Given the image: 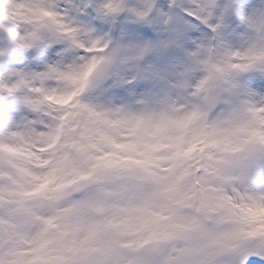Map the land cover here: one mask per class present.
Listing matches in <instances>:
<instances>
[{
	"label": "clouds",
	"instance_id": "clouds-1",
	"mask_svg": "<svg viewBox=\"0 0 264 264\" xmlns=\"http://www.w3.org/2000/svg\"><path fill=\"white\" fill-rule=\"evenodd\" d=\"M45 180L0 216L99 204L86 264H264V0H0V187ZM40 227L0 257L39 264Z\"/></svg>",
	"mask_w": 264,
	"mask_h": 264
},
{
	"label": "snow or ice",
	"instance_id": "snow-or-ice-1",
	"mask_svg": "<svg viewBox=\"0 0 264 264\" xmlns=\"http://www.w3.org/2000/svg\"><path fill=\"white\" fill-rule=\"evenodd\" d=\"M9 151H15V149H9ZM48 182L45 180L44 183L37 187L22 193H18L16 189H4L0 187V205L5 203L13 195H22L27 200L35 199L43 194V190L46 188ZM5 191L7 195H5ZM14 202L17 204L16 218L5 219L0 216V236L16 234L24 221L38 222L41 226L40 231L30 243L38 244L33 251L38 253L35 256V261L39 262V264H69V262L77 257L78 264H86L90 251L97 250L91 248V245L96 241H99L101 244L104 260L107 262L110 259L111 250L103 247V237L105 233L114 227L112 223L105 219H76L80 209L84 207L93 209L96 212H102L103 209L99 204L80 202L60 210L58 214L41 216L35 211L32 205L25 201L18 200ZM50 230L58 231H56L52 239H47L46 236ZM80 232H86L87 235L79 243L74 239L70 246L64 244V240L69 234H79ZM144 243H147V241H144ZM85 244H88L90 247L85 248ZM51 252L56 253V255H49ZM65 252L72 253V256L65 255ZM80 253H84V255H79ZM0 264H7V262L0 257Z\"/></svg>",
	"mask_w": 264,
	"mask_h": 264
}]
</instances>
